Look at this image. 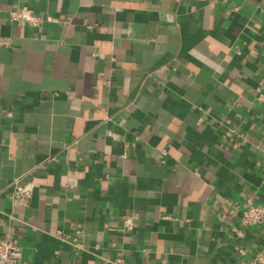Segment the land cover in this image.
I'll use <instances>...</instances> for the list:
<instances>
[{
  "label": "crops",
  "instance_id": "obj_1",
  "mask_svg": "<svg viewBox=\"0 0 264 264\" xmlns=\"http://www.w3.org/2000/svg\"><path fill=\"white\" fill-rule=\"evenodd\" d=\"M23 6L55 21L10 23ZM0 37V238L21 264L264 254V226L232 230L264 207V0H0Z\"/></svg>",
  "mask_w": 264,
  "mask_h": 264
},
{
  "label": "built area",
  "instance_id": "obj_2",
  "mask_svg": "<svg viewBox=\"0 0 264 264\" xmlns=\"http://www.w3.org/2000/svg\"><path fill=\"white\" fill-rule=\"evenodd\" d=\"M9 22L12 24H23L33 28L40 27L45 22L55 21L50 16H42L27 6L18 7L9 13ZM1 46H9L10 39L0 37ZM257 101L264 104V92L257 96ZM50 159L49 161H53ZM33 188L26 183L25 177L17 178L12 186V200L15 206H28L33 198ZM132 217L124 220V229L130 232L134 229ZM264 226V207L256 205L253 200H248L241 211L238 225L233 227V232L237 237H241L242 228ZM20 237L15 232L7 234L5 238H0V264H21L22 247ZM145 254H149L148 248L144 249ZM112 264H126V259L117 256L112 260ZM244 264H264V254L257 252L245 261Z\"/></svg>",
  "mask_w": 264,
  "mask_h": 264
}]
</instances>
